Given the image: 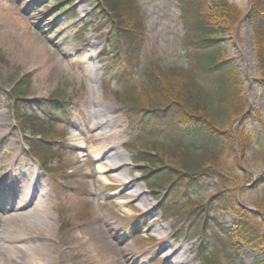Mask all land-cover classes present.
I'll return each instance as SVG.
<instances>
[{"label":"rangeland","instance_id":"374dc122","mask_svg":"<svg viewBox=\"0 0 264 264\" xmlns=\"http://www.w3.org/2000/svg\"><path fill=\"white\" fill-rule=\"evenodd\" d=\"M187 1L130 0L120 16L121 26L135 32L136 43L127 49L123 37L116 43L108 20L93 17L90 0H74L78 20L58 11L69 2L57 9L56 0H0V264H23L25 252L33 251L41 264H93L81 248L66 246L69 233L93 220L110 224L122 243L141 254L138 264H165L164 254L178 247L182 253L177 259L184 264H253L250 250L242 244L221 243L223 237L212 227L206 232V244L216 257L206 261L202 252L206 244L199 249L200 240L192 237L194 229L189 227L194 205L215 202V193L225 187L261 216L264 227V190L254 185L264 169V71L254 54L250 23L243 19L253 0L230 1L240 14L239 21L219 40L228 58L226 65L235 69L246 98L238 118L243 120L240 128L248 133L250 144L247 141L235 155L207 153L184 139L178 148L166 140L164 127L144 131L128 116L132 101L149 108L166 81L182 82L190 74L201 87L213 88V82L196 67V54L187 37L195 17ZM86 20L91 22L84 25ZM79 34L83 39L77 40ZM33 40L52 59L53 69L43 74L45 80L30 62ZM91 65L101 73L99 79ZM18 80L21 89L12 96ZM56 91L68 115L52 120L43 101ZM40 122L48 132L37 139L27 125ZM221 123L222 129L238 128L229 118ZM77 136L85 140L84 149L74 147ZM130 145L152 151L149 157L160 156L177 170L184 163H205L222 175L207 178L199 189L168 197L164 185L155 194L142 178L143 163ZM100 146L104 152L98 162L92 149ZM76 151L84 156L76 157ZM113 152L123 157V174L134 183L133 191L140 190L147 201L144 209L141 200L127 199L128 182L112 185L101 180L114 171L99 173L98 164L108 166ZM32 190L33 197L22 199ZM22 201L33 208L46 206L51 221L45 229L29 226L36 214L11 220L12 208ZM224 217L225 223L233 219L230 212ZM158 225L163 226L161 231L156 230Z\"/></svg>","mask_w":264,"mask_h":264},{"label":"trees","instance_id":"16d2710c","mask_svg":"<svg viewBox=\"0 0 264 264\" xmlns=\"http://www.w3.org/2000/svg\"><path fill=\"white\" fill-rule=\"evenodd\" d=\"M130 0H90L93 9V17L96 19L108 20L112 24L116 43L118 38L123 37L126 41V48L136 43L132 38L135 34L133 29L123 27L121 12ZM187 1V0H186ZM231 0H190L187 1L194 11V19L189 24L188 36L192 42L193 51L196 54V67L202 72L206 79L213 82V88H203L198 84L197 79L190 75L180 81H166L160 85V94L155 100L149 102V108L138 107L136 103L130 106L129 119L131 123L140 129L147 131L162 126L165 129V138L168 142L175 143L180 147L182 139L195 143L200 150L207 153H227L235 155L247 141L250 144L249 135L240 128L242 121L240 118L241 109L245 108L246 98L240 88L239 77L232 67L226 65L228 58L225 55V48L219 42L220 36L232 31L239 21L240 14L233 6ZM67 7L58 9L63 5ZM74 0H56L55 8L69 17L77 20L78 16L74 10ZM245 21L250 23L253 44H255L254 54L258 64L264 71V0H253L249 13ZM91 20L84 21L88 25ZM122 31V32H121ZM121 32V33H119ZM83 39V35L78 39ZM116 54H120L117 49ZM179 76V75H177ZM176 76V77H177ZM181 77V76H180ZM22 81L11 90V95L16 96ZM57 91L50 94L48 99L43 101L46 112L52 120H58L61 116L67 118V108L63 104V98L57 95ZM242 95V99L239 98ZM242 100V101H241ZM65 105V106H64ZM238 112V113H236ZM24 118V116H21ZM28 118L37 121V118ZM229 118L235 122L238 128L229 130L222 129L221 120ZM44 123L27 125L36 134L35 138H41L48 130ZM44 127V128H43ZM159 138V137H158ZM250 141V142H249ZM185 147V145H183ZM130 148L138 152V161H141V176L148 183V188L153 193L159 194L164 185H167L168 197L172 193L188 191V189H199L207 178L222 175L216 168L205 163H184L181 169L167 166L160 156L158 159L149 157L152 151L138 150L135 146ZM238 149V150H237ZM143 155L149 157L145 158ZM264 190V171L257 178L254 184ZM165 191V192H166ZM231 188L225 187L216 192L218 200L204 205L195 204L191 209L190 229H194L192 237L197 236L201 245L206 244V232L211 228L218 235L223 237L221 243H228L230 246L243 247L250 250L254 255L253 264H264V227L259 222L260 215L256 211L243 208L238 204L237 197L231 196ZM164 208V206L162 207ZM230 212L233 219L224 222V215ZM167 213V210H166ZM187 227V228H189ZM219 247V245H217ZM203 257L207 261L213 260L212 254L215 251L206 244ZM211 262V261H210Z\"/></svg>","mask_w":264,"mask_h":264},{"label":"bare ground","instance_id":"6f19581e","mask_svg":"<svg viewBox=\"0 0 264 264\" xmlns=\"http://www.w3.org/2000/svg\"><path fill=\"white\" fill-rule=\"evenodd\" d=\"M33 49H32V55H31V64L38 66L39 75L42 76L44 79L45 73L48 72V70H52V62L51 57L47 53V49L42 47L39 43V41L32 42ZM28 62V61H26ZM92 72L95 71V69L91 65ZM96 75V78L99 79L101 76V73L97 71L94 72ZM42 79V80H43ZM45 80V79H44ZM45 85V83H44ZM93 88L91 93L93 92ZM109 138L108 136H106ZM75 142L73 143L74 147L81 150L84 149L85 146V140L79 138V136L75 137ZM97 149L93 150L92 153L94 154V159H96L98 162H101L102 155H103V148L96 147ZM76 157L82 158L84 155L81 151H76ZM113 159H110V164L106 167H102L101 164H98V172L99 173H105L106 171H114L113 173L117 174H107L103 175L102 179L104 183L114 184V185H121L125 182H128L126 180L125 175L123 174V157L118 152H113L112 154ZM122 169L118 171L119 169ZM134 183L131 181L128 182V188L131 189V192L127 196V199L132 200H141V206L144 209L147 207L148 203L145 199H143L140 190L139 191H133ZM28 196H24L22 199L28 198L29 196L34 195L33 190L28 191L26 193ZM24 202L17 203L15 207L11 210V220L16 219H23V218H33L36 214L38 217L35 219H29V223L33 229L41 230L45 229L50 221V215L47 213V208L45 205H40L38 207H30V205H24ZM163 226L158 225L156 226V230L161 231ZM121 238L118 237V233H116L115 230L111 229L110 224L107 222H104L103 220H93L90 222H87L86 225L78 227L76 230L69 233L67 236V245L69 249L71 250H77L78 248H81L84 252V254L87 256L88 259H92L91 261L93 264H138V258L141 256V254H136L132 249H129V247L120 241ZM182 252L180 251V248H176L174 251L170 253L164 254L163 262L165 264H184L183 261L177 259L178 256H180ZM41 264V257L39 254L35 251L33 252H25V260L23 264ZM44 264V263H43Z\"/></svg>","mask_w":264,"mask_h":264}]
</instances>
